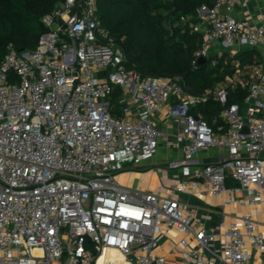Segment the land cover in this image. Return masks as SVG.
<instances>
[{
	"label": "built area",
	"instance_id": "obj_1",
	"mask_svg": "<svg viewBox=\"0 0 264 264\" xmlns=\"http://www.w3.org/2000/svg\"><path fill=\"white\" fill-rule=\"evenodd\" d=\"M245 0L198 8L203 35L192 64L212 51L264 48V24L235 17ZM34 50L12 44L0 63V264H98L111 248L136 264H169L155 250L167 229L180 264H250L264 256V64L235 66L248 93L232 102L216 85L194 91L179 75L131 67L123 39L98 16L97 0H63L44 15ZM230 81L233 79L228 77ZM116 87L122 89L115 98ZM219 114L204 110L210 98ZM112 98L121 115L112 112ZM178 121L184 146L167 192L123 184L119 175L157 154V115ZM218 150L216 162L201 151ZM231 179L235 185L228 186ZM222 196L255 208L220 232L199 226L182 195ZM245 194L241 199L235 196Z\"/></svg>",
	"mask_w": 264,
	"mask_h": 264
},
{
	"label": "trees",
	"instance_id": "obj_2",
	"mask_svg": "<svg viewBox=\"0 0 264 264\" xmlns=\"http://www.w3.org/2000/svg\"><path fill=\"white\" fill-rule=\"evenodd\" d=\"M63 0H0V63L8 46L34 50L48 31L44 15ZM216 0H97L98 16L123 44L129 65L146 74L183 76L197 92L224 84L232 102H243L248 93L240 84L236 62L252 61L253 50L236 54L212 51L194 67L192 59L203 35L193 27L199 21L198 8ZM244 63V64H243ZM228 77L233 80L230 81ZM112 112L121 115V104L112 98ZM220 105L212 97L204 113L218 114Z\"/></svg>",
	"mask_w": 264,
	"mask_h": 264
},
{
	"label": "crops",
	"instance_id": "obj_3",
	"mask_svg": "<svg viewBox=\"0 0 264 264\" xmlns=\"http://www.w3.org/2000/svg\"><path fill=\"white\" fill-rule=\"evenodd\" d=\"M231 13L242 20L250 23L264 24V0H245L242 4L237 5L231 10ZM245 50H253V60L247 61L242 66H247L255 63L264 64V48L242 47L239 52ZM240 63L241 60H239ZM224 85V84H218ZM159 127L162 130L163 136L160 142L159 150L154 158L145 161L137 166H129L120 175V181L132 187H140L143 189L160 190L167 192L169 188L177 183V169L171 167V161L179 159L184 154V146L176 139V134L180 132L181 126L176 120L167 117V109L165 108L157 115ZM221 152L218 150L201 151L198 155L201 161L216 162L221 157ZM227 185H235L231 179L227 180ZM227 193L223 192L222 196L214 194L194 193L182 195V199L187 203V209L195 216L196 223L199 226L214 229L218 232L219 241L216 243V249H221L224 243V235L220 234L232 221H240L242 214L246 211L256 213L255 208L243 204L240 201L227 204L224 196ZM245 194L238 193L235 196L241 199ZM261 215L257 216L260 220H264V205L259 206ZM166 236L160 243V246L155 250L157 254L165 255L169 264H180V255L171 251L170 237L174 236L178 241L182 238V234L177 233L173 229L166 230ZM108 256L105 260L99 259L98 264H136L135 261H129L122 256L118 251L110 250L106 252ZM215 264H223L219 260ZM250 264H264V256L255 254Z\"/></svg>",
	"mask_w": 264,
	"mask_h": 264
},
{
	"label": "water",
	"instance_id": "obj_4",
	"mask_svg": "<svg viewBox=\"0 0 264 264\" xmlns=\"http://www.w3.org/2000/svg\"><path fill=\"white\" fill-rule=\"evenodd\" d=\"M206 58H201L200 62H204ZM122 89L120 87H116L112 93V97L115 98L119 93H121Z\"/></svg>",
	"mask_w": 264,
	"mask_h": 264
},
{
	"label": "bare ground",
	"instance_id": "obj_5",
	"mask_svg": "<svg viewBox=\"0 0 264 264\" xmlns=\"http://www.w3.org/2000/svg\"><path fill=\"white\" fill-rule=\"evenodd\" d=\"M110 250H115V251H118V250H116V249H113V248H111ZM110 250H107L106 252H109ZM106 252L102 255V256H100V258L99 259H101V258H103L104 260L108 257L107 255H106ZM119 252V251H118ZM122 256H123V254L121 253V252H119ZM124 257V256H123ZM98 263H99V260H98Z\"/></svg>",
	"mask_w": 264,
	"mask_h": 264
},
{
	"label": "rangeland",
	"instance_id": "obj_6",
	"mask_svg": "<svg viewBox=\"0 0 264 264\" xmlns=\"http://www.w3.org/2000/svg\"><path fill=\"white\" fill-rule=\"evenodd\" d=\"M218 114H219V113H218ZM210 118H211V115H209V116H208V119H209V121H210V123H211V120H210Z\"/></svg>",
	"mask_w": 264,
	"mask_h": 264
}]
</instances>
